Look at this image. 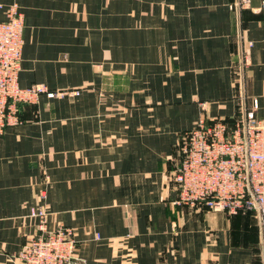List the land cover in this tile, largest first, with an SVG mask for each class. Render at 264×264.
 <instances>
[{"label":"crops","instance_id":"crops-1","mask_svg":"<svg viewBox=\"0 0 264 264\" xmlns=\"http://www.w3.org/2000/svg\"><path fill=\"white\" fill-rule=\"evenodd\" d=\"M262 1L0 0L23 16L19 87L62 93L0 135V264H21L39 204L85 264H264L253 214L169 204L182 132L241 96L264 120Z\"/></svg>","mask_w":264,"mask_h":264},{"label":"built area","instance_id":"built-area-1","mask_svg":"<svg viewBox=\"0 0 264 264\" xmlns=\"http://www.w3.org/2000/svg\"><path fill=\"white\" fill-rule=\"evenodd\" d=\"M249 4L250 0H234L232 8L239 12ZM0 11L4 13L0 20L2 135L6 128L21 125L19 104L32 102L40 94L54 98L62 93L49 91L42 84L19 87L23 16L15 3L0 4ZM258 11L264 13V1ZM245 65L242 58L236 68L238 83ZM256 108V100L247 107L241 96L232 119L203 117L179 135L178 163L170 177L174 198L169 204L228 215L253 214L258 220L264 255V120L255 116ZM28 215L35 220V232L17 254L21 264H85L77 254L72 228L60 225L48 229L43 204L30 206Z\"/></svg>","mask_w":264,"mask_h":264}]
</instances>
